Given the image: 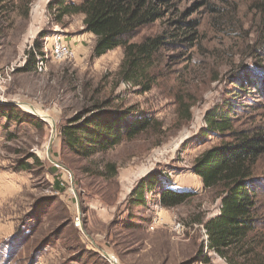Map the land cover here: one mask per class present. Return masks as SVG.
Masks as SVG:
<instances>
[{
  "label": "rangeland",
  "instance_id": "obj_1",
  "mask_svg": "<svg viewBox=\"0 0 264 264\" xmlns=\"http://www.w3.org/2000/svg\"><path fill=\"white\" fill-rule=\"evenodd\" d=\"M49 2L31 0L28 15L23 2L0 5V106H15L33 121L0 118V172L15 178L20 189L1 205L0 216L7 217L3 222L13 224L8 217L12 211L17 221L36 199L48 198L43 203L45 220L30 242L59 232L40 264H207L206 257L211 264H228L210 251L202 223L219 214L220 200L215 192L203 189L192 166L203 150L222 143L219 137L202 141L201 136L207 114L218 106L238 105L233 115L238 130L264 131V92L247 87L239 96H230L236 78L264 80V0H178L180 11L189 14L187 20H196L199 26L190 32L193 41L178 40L180 45L163 52V66L156 72L161 77L148 93L119 79L122 48L94 58L96 37L84 31V17H65L59 23ZM172 18L168 15L143 28L134 41L174 32ZM60 33L75 50V58L56 62L50 57L43 72L19 71L24 67L19 62L35 44L42 53ZM178 98H184V108H190L188 117ZM105 100L154 118L155 126L89 159L65 150L61 126L80 109ZM25 106L43 112L47 122ZM48 121L57 126L51 147L53 130ZM21 159L30 168H20ZM108 164L116 166L114 177ZM52 168L58 171L51 174ZM156 171L164 174V189L195 196L183 205L165 208L154 191L145 209L131 208L133 189ZM258 171L264 182V157ZM55 181L63 183L64 192L54 188ZM259 214L264 215V195ZM26 256L22 252L12 264L29 263Z\"/></svg>",
  "mask_w": 264,
  "mask_h": 264
},
{
  "label": "trees",
  "instance_id": "obj_2",
  "mask_svg": "<svg viewBox=\"0 0 264 264\" xmlns=\"http://www.w3.org/2000/svg\"><path fill=\"white\" fill-rule=\"evenodd\" d=\"M16 1L27 4L28 15L31 0H0V5ZM48 8L59 23L65 17H84V31L96 37L94 58L122 48L124 58L119 79L138 87L143 93L150 92L161 77L156 72L163 66V52L180 45L178 40L181 43L193 41L194 34L190 32L199 26L196 20H187L189 14L180 11L178 0H50ZM168 15L173 16L170 23L176 27L174 32L166 31L140 42L134 41L143 28L165 20ZM178 31L182 34L179 35ZM35 45L36 51L37 48L40 50L41 47ZM28 56L20 72L37 70L33 51ZM247 87H258L264 92V80L236 78L230 96H239ZM178 103L184 116L188 117L190 108H184V98H178ZM237 107L228 102L207 114L202 141L216 136L222 143L203 150L194 161L192 171L203 183V189L215 192L220 200L219 214L202 222L210 251L228 264H264V215L259 214L264 182L258 171L259 162L264 157V131L238 130L233 116ZM136 113L132 107L115 106L112 100L86 106L61 126L63 148L74 156L89 159L99 153L105 154L125 141H133L155 126L154 118ZM28 115L15 106H0V118L9 122L33 123ZM30 158L43 166L38 157L32 155ZM19 165L22 169L30 168L27 160L21 159ZM107 169L111 177L116 175L115 165L108 164ZM57 171L52 168L50 173ZM163 175L156 171L140 180L128 201L131 208L145 209L149 205V195L154 191H158V201L165 208H175L192 200L194 192L164 189L161 184ZM62 186V182L55 181L54 188L59 193L65 191ZM47 199H36L15 235L0 243V264L14 263L24 251L28 254L26 257H30L27 264H37L40 256L45 254L51 239L59 231H51L33 242L30 239L45 220L47 210L43 203ZM204 261L211 264L207 257Z\"/></svg>",
  "mask_w": 264,
  "mask_h": 264
},
{
  "label": "built area",
  "instance_id": "obj_3",
  "mask_svg": "<svg viewBox=\"0 0 264 264\" xmlns=\"http://www.w3.org/2000/svg\"><path fill=\"white\" fill-rule=\"evenodd\" d=\"M47 47L45 48V51L43 50L42 53H39L36 51V48H33V53L35 54L37 58V70L43 72L45 71L46 64L51 57L52 60L56 62H62L65 60H72L76 57V52L73 49V47L66 41V36L63 34H55L49 42H47ZM28 54L25 56V58L19 62V66H25L28 61ZM12 71L15 70V66H11ZM206 233V232H205ZM207 234V233H206ZM206 240H208V236L206 235Z\"/></svg>",
  "mask_w": 264,
  "mask_h": 264
},
{
  "label": "crops",
  "instance_id": "obj_4",
  "mask_svg": "<svg viewBox=\"0 0 264 264\" xmlns=\"http://www.w3.org/2000/svg\"><path fill=\"white\" fill-rule=\"evenodd\" d=\"M14 179L15 178H11L10 176L5 177V175L0 172V207L5 202L6 199H8L9 197H13L15 194L20 192V189L15 187L16 186V184H15L16 180H14ZM1 208H0V210H1ZM31 208H30V210H28V212L26 214L30 213ZM0 214H1V211H0ZM16 215L17 214L15 212L13 213V211L9 214L8 217L12 218V220H13V222H12L13 224H10V225H9V223L5 224V222H3V220L6 216H4V215L0 216V241H1V239L7 240V239H10L14 236V232H15L14 230H16L19 227L21 220L24 217V216H22L21 219H18L16 221V218H15V217H17ZM15 222H16V224H15ZM14 224H15V226H14ZM4 240H2V241H4ZM52 244L53 243L51 242L50 245L46 248L45 253L50 251V249L52 248ZM57 255L59 257H61L62 253L57 251L56 256ZM52 256H53V254H52ZM42 258H43V256H40L37 264H40ZM73 264H79V263H78V261H75V262H73Z\"/></svg>",
  "mask_w": 264,
  "mask_h": 264
},
{
  "label": "water",
  "instance_id": "obj_5",
  "mask_svg": "<svg viewBox=\"0 0 264 264\" xmlns=\"http://www.w3.org/2000/svg\"><path fill=\"white\" fill-rule=\"evenodd\" d=\"M35 114V113H34ZM45 120V119H44ZM52 130H53V135H52V139H51V143H50V147L52 146V144H53V142H54V139H55V137H56V135H57V126H56V123L53 121L52 122ZM49 154H50V148H49V152H48ZM51 161H52V159H51ZM52 162H54V161H52ZM107 255V257H109V259H110V256L108 255V254H106ZM114 263L115 264H118L117 263V261H114Z\"/></svg>",
  "mask_w": 264,
  "mask_h": 264
},
{
  "label": "bare ground",
  "instance_id": "obj_6",
  "mask_svg": "<svg viewBox=\"0 0 264 264\" xmlns=\"http://www.w3.org/2000/svg\"><path fill=\"white\" fill-rule=\"evenodd\" d=\"M25 108H26L27 110H30L31 112L35 113V115L41 117L42 119H45V121L47 122V120H46V119H47V118H46V115H45L43 112H41L40 110L32 109L31 106H25ZM48 122H49V121H48ZM49 123L52 124L51 122H49Z\"/></svg>",
  "mask_w": 264,
  "mask_h": 264
}]
</instances>
